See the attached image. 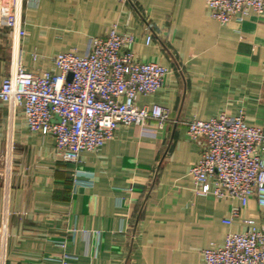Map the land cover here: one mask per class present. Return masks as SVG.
I'll return each mask as SVG.
<instances>
[{
    "label": "crops",
    "instance_id": "0c3cea01",
    "mask_svg": "<svg viewBox=\"0 0 264 264\" xmlns=\"http://www.w3.org/2000/svg\"><path fill=\"white\" fill-rule=\"evenodd\" d=\"M0 5L16 16L14 27L0 24V83L18 62L54 70L57 53L84 52L91 37L106 36L116 23L119 33L132 35L138 61L168 68L163 85L139 95L137 106L170 109L164 128L153 120L118 125L73 163L59 157L50 136L28 131L21 109L0 101V264H57L63 251L73 264H201V250L248 229L245 219L264 227L253 198L241 207L194 193L188 169L202 144L185 126L239 110L246 124L264 125V13L220 24L205 0ZM232 209L237 215L225 224Z\"/></svg>",
    "mask_w": 264,
    "mask_h": 264
},
{
    "label": "built area",
    "instance_id": "2783aa9c",
    "mask_svg": "<svg viewBox=\"0 0 264 264\" xmlns=\"http://www.w3.org/2000/svg\"><path fill=\"white\" fill-rule=\"evenodd\" d=\"M205 6L209 17L220 24L243 21L250 11L264 13V0H205ZM0 24L14 27V12L0 9ZM17 33L25 35L23 29ZM132 43V35L119 33L113 23L106 36L91 37L84 52L57 53L54 70L30 71L18 62L1 80L0 101L21 109L28 131L50 136L66 162H79L83 151H96L118 125L141 126L153 120L164 128L170 109L159 104L139 107L136 99L155 93L168 68L138 61ZM185 126L189 139L202 144L199 159L188 169L194 193L237 200L241 207L253 198L264 215V125L246 124L239 110L234 115L189 119ZM236 215L232 209L223 222L231 224ZM244 222L248 229L229 231L221 242L203 248L201 264H264V227L253 219ZM59 246L65 249L67 241ZM70 259L63 251L56 260L73 264Z\"/></svg>",
    "mask_w": 264,
    "mask_h": 264
},
{
    "label": "water",
    "instance_id": "95a60500",
    "mask_svg": "<svg viewBox=\"0 0 264 264\" xmlns=\"http://www.w3.org/2000/svg\"><path fill=\"white\" fill-rule=\"evenodd\" d=\"M67 78L70 79L71 78V74H68V77Z\"/></svg>",
    "mask_w": 264,
    "mask_h": 264
},
{
    "label": "rangeland",
    "instance_id": "374dc122",
    "mask_svg": "<svg viewBox=\"0 0 264 264\" xmlns=\"http://www.w3.org/2000/svg\"><path fill=\"white\" fill-rule=\"evenodd\" d=\"M2 166H3V163H2Z\"/></svg>",
    "mask_w": 264,
    "mask_h": 264
}]
</instances>
